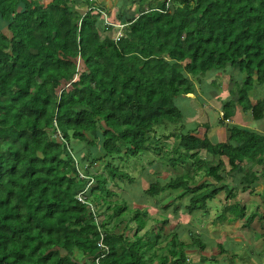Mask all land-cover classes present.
<instances>
[{"label": "trees", "instance_id": "1", "mask_svg": "<svg viewBox=\"0 0 264 264\" xmlns=\"http://www.w3.org/2000/svg\"><path fill=\"white\" fill-rule=\"evenodd\" d=\"M87 2L86 11L78 0H0V264H185L184 244L157 256L163 227L153 237L149 212L130 208L110 185H133L127 163L151 154L153 166L156 155L142 197L192 195L193 211L222 191L233 199L238 188L223 184L233 173L251 188L260 177L245 161L263 165L264 176V134L233 126L215 142L211 122L204 133L188 127L191 112L178 102L196 94L207 72L231 66L239 98L221 104L219 123L237 105L264 118V99L249 100L255 81L264 84V0H125L113 23ZM116 22L125 27L113 38ZM201 174L207 180H196ZM92 203L108 215L100 229ZM228 211L246 215L236 203Z\"/></svg>", "mask_w": 264, "mask_h": 264}, {"label": "crops", "instance_id": "2", "mask_svg": "<svg viewBox=\"0 0 264 264\" xmlns=\"http://www.w3.org/2000/svg\"><path fill=\"white\" fill-rule=\"evenodd\" d=\"M198 93L197 91V95H191L199 97ZM178 102L186 108V114L188 111H197L195 108L189 109L192 101L186 97H179ZM195 104L193 103L191 106L196 107ZM235 114L234 117L241 115L237 110ZM245 115L247 113H242L240 118L244 119ZM188 120L191 121L190 117ZM191 122L186 123L188 127H191ZM249 126L251 129L264 134V124L258 125L256 121L251 122L249 120ZM212 140L214 139L212 138ZM240 177L235 176L233 179L229 176L223 182L227 188H238L239 191L236 192L233 199H227L226 191H222L219 194L220 196L218 195L219 199H217V196L208 202L206 210L204 208H195L193 211L188 209L187 206L192 195H187L180 200H171L169 203L164 204L166 202L165 195L168 194L171 199H174L177 192L162 193L160 198L157 199L160 201L157 202L159 204L157 216L162 222L160 223L157 219L156 224L159 225H148L149 231L156 228L155 233H152L153 237H156L157 231L163 227L161 234L164 235V239L158 245L157 256H170L172 251L177 253L180 250L179 245L184 244L186 246L184 250L186 255L185 264H264V176H261L260 179L263 180L260 183H258L259 180L255 185L253 184V188H246L248 184L245 182L244 187L241 188L243 182L239 181ZM204 178L201 174L200 180H207ZM147 180L150 182L151 178ZM140 183L143 184V180ZM146 197H148V202L154 200L149 196ZM124 198L127 199L126 196ZM162 198L165 201H162ZM224 201L225 205H222ZM213 203L220 205L221 208L215 207L216 204L212 206ZM233 203L240 204L241 207L245 208L246 215L236 218L232 212H226L227 206ZM168 204H172V206L169 208ZM165 208H172V210L174 208V211L167 209L169 214H164L163 210ZM219 211H221L220 214ZM150 215L153 219L156 216L152 213ZM166 220L169 230H166L168 228L164 224ZM198 239L199 241H197ZM176 259V257H171L168 264H178ZM148 264L151 263L148 262ZM152 264H159L158 259H154Z\"/></svg>", "mask_w": 264, "mask_h": 264}, {"label": "rangeland", "instance_id": "3", "mask_svg": "<svg viewBox=\"0 0 264 264\" xmlns=\"http://www.w3.org/2000/svg\"><path fill=\"white\" fill-rule=\"evenodd\" d=\"M42 3H47L49 0H41ZM93 1V0H91ZM95 5L99 6V7H104L105 8V12L107 13V17H108V22L113 23L112 21V17H116L117 15H119V8H124V2L125 0H94ZM134 3H137L138 0H133ZM78 5L77 8H80L81 10H86L88 9V2L87 0H78ZM150 4L155 5L156 2H148L146 4V7L150 6ZM128 8L130 10H136L138 8L137 5H133V3H131V5H128ZM149 8V7H148ZM146 8V9H148ZM110 11V12H109ZM112 13V14H111ZM118 13V14H117ZM108 24V23H107ZM110 24V23H109ZM114 29L111 31V36L113 38H118L119 36H121L122 32H123V28L125 27V25L123 24H119L118 22L114 23ZM101 27V26H100ZM102 29V28H101ZM5 32H7V30H5ZM8 33V32H7ZM256 79V78H255ZM202 83H198L197 82V92L195 95H191L189 94L188 98L191 99V105L193 103H196L195 106L196 107H192L191 105H189V109L190 108H195L197 111H190L191 112V121L188 120L187 122H191V127H195L198 128V130L201 131V133H204L206 131V129L202 126L203 122H211V128L208 129V135L211 137V139L213 138L215 140V142H226L228 140V137L230 136V128L233 126H240L242 128H246V129H251V127L249 126V120L252 121H256V123L258 125H263L264 124V118H262V120L258 121V120H254L252 118V114H250V112H245L247 113V115L244 116V119L240 118V116L242 115V113H244L242 111L241 106L237 105L236 106V110L237 112H240L241 115H237V117H231L230 119L226 120L224 124H220L219 120L221 118H223L224 113L222 112V108L220 105L221 103L226 102L227 100H233L234 102H236L237 98H239L237 89H238V85L241 84V76L239 74V70L235 69L233 67H229L227 69V71H220L219 74L215 73L214 71H210L207 72L205 76L201 77ZM213 81L215 82V85H213ZM238 83L237 85H235V83ZM202 86V88H201ZM232 93V94H231ZM201 98V99H200ZM264 99V84L260 85L258 84V82L254 83V87L253 89L250 91L249 93V100L250 102H252L253 105H255L259 100H263ZM181 109L183 111H186V108L184 106H181ZM188 113V112H187ZM236 115V114H235ZM188 124V123H187ZM245 124V125H243ZM264 129V127H263ZM258 132L257 130H253ZM260 133V132H258ZM217 140V141H216ZM100 143V142H99ZM90 148V147H89ZM88 148V150H89ZM88 150L85 151V153H88ZM99 155V157L102 156V153H97ZM151 156L147 155V156H141L138 159H131L129 161L130 167L132 168H126L128 170V172L136 179V182L133 185H126V183L121 184L122 188L121 189H117L115 186L110 185V188L116 190V193L118 194V198H124V196L127 197V201L126 203H128L130 208H141L144 211H148L150 214H156V216H154V219L150 220L149 225L150 226H157L159 224H156L157 222H155V220L158 219V203L160 201H158L157 199H154L153 201H147L148 197L144 196L142 197V190L138 187H142V183H140L141 180H143L144 177H148V176H154L157 175L156 171L157 168L159 167L160 164L157 163V160H155L156 155H154V157H152L151 162H153V166H151V164H148V158ZM207 159L208 160H215L216 162L218 161L216 157L208 154L207 155ZM98 166L97 168H95L96 172L100 173L103 170V162H97ZM121 167L125 168L126 163L125 162H120ZM141 165H145V169H142ZM227 166V169L229 170V166L228 164H225ZM156 166V167H155ZM243 169H245V171L249 170V169H253V172H255L257 175H259V177L261 178L262 176V170H263V165H254L252 163H250V160L248 162H243L242 164ZM246 174V173H245ZM233 175H235L236 177H239L240 174L239 173H233ZM244 174H241V177ZM155 179V177H153L151 180ZM196 180H200V175L196 177ZM260 180V181H259ZM257 182L260 183L263 179H259ZM256 182V183H257ZM255 185V184H254ZM92 184L89 186L88 191L90 190ZM249 186V185H247ZM244 187V183H242L241 188ZM253 187V185L251 186ZM137 189V192H135ZM165 199L166 202L165 203H169L171 199L169 196L170 195H165ZM220 196V195H219ZM219 196L217 197V199H219ZM222 198V197H220ZM125 199V198H124ZM162 201L163 200L162 198ZM148 202V203H147ZM158 202V203H157ZM150 203V204H149ZM216 204L213 203L212 206ZM222 205H225V201L223 202ZM165 206V205H164ZM169 208L172 206V204H168ZM217 208H221L220 205L216 204L214 205ZM160 207V206H159ZM169 208H165L163 210L164 214H169L168 210ZM213 210V208H211ZM170 211H174V208L172 210L169 209ZM221 211H219L220 214ZM134 214H130L127 215L125 217L126 220H128L129 223H131V220H134ZM131 218V220H130ZM160 221V223L162 222L161 219H158ZM114 223V222H113ZM131 226H135L134 223H131ZM167 228L169 227V225H165ZM134 228H132L131 231H129L127 234L132 235L134 232ZM159 228V227H158ZM166 230H169L166 229Z\"/></svg>", "mask_w": 264, "mask_h": 264}, {"label": "built area", "instance_id": "4", "mask_svg": "<svg viewBox=\"0 0 264 264\" xmlns=\"http://www.w3.org/2000/svg\"><path fill=\"white\" fill-rule=\"evenodd\" d=\"M93 183V180L89 183V185L87 187H89L91 184ZM80 200H82L83 202L85 201V196L84 195H80ZM90 205V209L93 213V217L95 219V223L97 224V226L99 227V229L101 228V217L99 216L100 214V211H98V208L95 204H89ZM99 261V259L97 260Z\"/></svg>", "mask_w": 264, "mask_h": 264}, {"label": "clouds", "instance_id": "5", "mask_svg": "<svg viewBox=\"0 0 264 264\" xmlns=\"http://www.w3.org/2000/svg\"><path fill=\"white\" fill-rule=\"evenodd\" d=\"M100 210H101L102 212L105 213V208L100 207ZM104 215H105V216H104ZM104 215L100 212V214H99V216L101 217V221H100V222H102L104 219H105V220L108 219V215H107V214H104ZM94 223H95V219H94ZM95 224H96V223H95ZM96 225H97V224H96Z\"/></svg>", "mask_w": 264, "mask_h": 264}]
</instances>
